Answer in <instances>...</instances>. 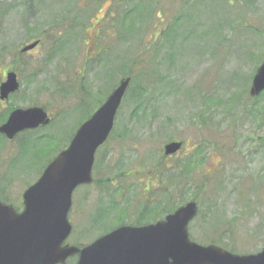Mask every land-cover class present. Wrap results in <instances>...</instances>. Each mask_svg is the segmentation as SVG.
Segmentation results:
<instances>
[{"label":"rangeland","instance_id":"obj_1","mask_svg":"<svg viewBox=\"0 0 264 264\" xmlns=\"http://www.w3.org/2000/svg\"><path fill=\"white\" fill-rule=\"evenodd\" d=\"M134 5L147 8L131 29ZM179 15L186 22L176 30L193 34L172 37L169 46ZM140 49L148 51V91L136 100L132 78L113 132L95 155L93 184L73 192L67 242L87 244L119 223L158 220L194 202L188 232L195 242L259 252L264 92L252 98L249 88L264 59V0H0V82L12 69L20 83L0 102V126L11 112L34 106L52 117L19 141L0 137V200L20 208L23 191L113 89L116 68L129 60L134 70L130 57ZM171 141L184 145L166 159ZM188 161L194 164L185 176Z\"/></svg>","mask_w":264,"mask_h":264},{"label":"water","instance_id":"obj_2","mask_svg":"<svg viewBox=\"0 0 264 264\" xmlns=\"http://www.w3.org/2000/svg\"><path fill=\"white\" fill-rule=\"evenodd\" d=\"M34 42L22 52L33 49ZM121 79L100 107L82 123L66 149L43 170L22 194V211L0 201V264H65L78 256L76 264H264V246L254 255H236L216 245L202 246L190 240L188 224L197 215L194 202L141 227L121 226L83 247L64 244L71 232L67 215L74 189L92 181L94 155L108 138L116 112L130 85ZM13 72L0 86V99L16 91ZM264 90V60L252 79L249 95ZM47 114L37 107L10 113L0 133L11 139L25 129L47 125ZM182 142H169L163 156L175 154Z\"/></svg>","mask_w":264,"mask_h":264},{"label":"trees","instance_id":"obj_3","mask_svg":"<svg viewBox=\"0 0 264 264\" xmlns=\"http://www.w3.org/2000/svg\"><path fill=\"white\" fill-rule=\"evenodd\" d=\"M147 8V7H138L137 5H134V9H131L133 12L132 13V16L131 18L133 19H130L129 20V23L128 25L131 27V29H134V25L136 27L137 24H139L140 22L138 21V18H140L142 15H144V9ZM137 10V11H136ZM153 9L150 8L147 13H146V16L147 15H150L152 12ZM130 11V10H129ZM127 11V12H129ZM133 22H134V25H133ZM186 20L184 19V17L180 18V15L179 17L174 21L172 22L170 28H169V31L166 35V39L170 42L169 43V46L171 45L172 43V37L173 38H177L180 37L183 38V40H186V38L190 37V34H193L191 32H185V34H179L178 30H176V28H178V24H185ZM177 26V27H176ZM176 30V31H175ZM121 35V34H120ZM174 35V36H173ZM216 35V34H215ZM132 39L135 37L133 34L132 35H129ZM124 37H127V36H123L121 35V38H124ZM119 45V44H118ZM148 55V51L147 49H140L139 51L135 52L133 56H131V62H132V65L134 66V70L133 71H130L128 70L129 69V66H128V61H126L125 64H121L119 65L117 68H116V72L118 73V76L120 77H126V76H131L132 75V78L134 80V88L136 91H134V97L136 100H139L141 98L144 97L145 95V92L147 93L148 91V86L147 85H144L142 83H144V81L147 79V77L149 76L148 74L145 76V68L144 65L142 64L143 63V59ZM168 57H169V54H167ZM103 64V63H102ZM159 66V65H157ZM105 68V66H103ZM152 77L153 78H157L158 77V73L156 70H154L152 72ZM155 85L157 86V81L155 82ZM151 103V101L149 100V104ZM142 106V103H140L139 105V108ZM196 156H200V154L196 155ZM200 160H197L196 163H198ZM189 162V163H188ZM188 162H185L184 164V169H183V174H185V176L188 174V172L190 171V166L192 167V165L194 164L191 163L190 161ZM191 163V164H190ZM176 208V207H175ZM174 208V209H175ZM174 209L172 210H167V213L168 212H171L173 211Z\"/></svg>","mask_w":264,"mask_h":264},{"label":"flooded vegetation","instance_id":"obj_4","mask_svg":"<svg viewBox=\"0 0 264 264\" xmlns=\"http://www.w3.org/2000/svg\"><path fill=\"white\" fill-rule=\"evenodd\" d=\"M9 71H13V70H12V69H9V70H7L6 72H4V74L1 75L2 78H3V81L6 80V76H7V73H8ZM13 72H14V71H13ZM14 73H15V72H14ZM15 74H16V76H17V73H15ZM17 79H18V76H17ZM3 81H1L0 84H1ZM18 91H19V90H18ZM18 91L9 94L8 98H11L12 96H14L15 93H17ZM0 102H1V101H0ZM44 110H45V109H44ZM46 113H47L48 117L50 118V120L52 121V117L50 116V114H49L48 112H46ZM44 127H45V126H40V127L35 128V129L21 131V132L17 133L12 139H7L6 136L3 135V134H0V137H1V139H4L5 141H8V142H9V141H10V142H11V141H15V140L19 141L20 138H23V137H19V136H21L22 133H23V135H24L25 133L30 134V133H32V132H37L38 130H40L41 128H44ZM25 138H26V137H25Z\"/></svg>","mask_w":264,"mask_h":264}]
</instances>
